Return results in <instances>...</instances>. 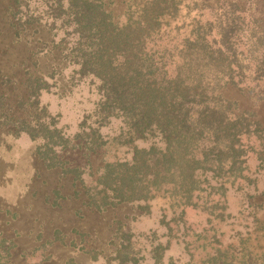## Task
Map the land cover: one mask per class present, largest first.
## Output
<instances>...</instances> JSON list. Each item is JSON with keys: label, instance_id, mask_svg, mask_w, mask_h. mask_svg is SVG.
<instances>
[{"label": "trees", "instance_id": "trees-1", "mask_svg": "<svg viewBox=\"0 0 264 264\" xmlns=\"http://www.w3.org/2000/svg\"><path fill=\"white\" fill-rule=\"evenodd\" d=\"M210 1L194 2L187 23L184 0H125L119 12L116 0H0V131L34 142L61 181L45 195L47 216L67 200L77 219L82 208L130 206L139 217L159 205L148 233L116 221L114 264H141L142 252L146 264H165L171 244L184 264H264V123L239 103L264 109V0ZM41 53L60 71H35ZM68 67L99 96L72 135L41 101ZM111 122L116 132L104 134ZM57 210L58 224L0 231V264H50L65 247L98 260L97 229L67 232Z\"/></svg>", "mask_w": 264, "mask_h": 264}, {"label": "rangeland", "instance_id": "rangeland-1", "mask_svg": "<svg viewBox=\"0 0 264 264\" xmlns=\"http://www.w3.org/2000/svg\"><path fill=\"white\" fill-rule=\"evenodd\" d=\"M194 2H197L196 4L203 2L207 3L208 6L212 5L210 0H184L180 11L182 21L185 20L184 22L188 23L189 18L197 12H193L194 9H190ZM120 3L124 6L125 0H116L115 6H113L115 12H119L122 9ZM256 8L260 10L259 7ZM207 11L205 8L203 9L204 18L208 17L209 13ZM252 12L256 13L257 9H252ZM184 15H189L188 19H185ZM46 36L47 32L43 30L40 38H47ZM17 48H21V46ZM38 60L39 65L35 71L40 74H46L51 66H56L59 71L62 68V66L57 65L54 56L46 57L41 53L38 55ZM70 71L71 67H68L58 74L55 73V77L51 81L54 85L49 93L42 95L41 101L52 115L58 116L59 127L63 128L67 134L72 135L78 130V125L83 117L93 111L94 104L99 99V96L94 85L88 80L82 82L71 81L69 78ZM239 100L242 108L256 111V114L264 123V109L261 110L252 100ZM117 126L118 122H111L109 126L102 129V132L113 135L117 130ZM35 147L36 144L26 137L13 138L5 131H0V231L3 233H12L14 227L19 228L23 233H28L27 230L29 228L36 230L37 225L42 220L44 221L45 218H48L47 220L53 219L55 224L56 222L58 224V217L54 216V212L59 208L54 212L49 211L52 214L47 216L48 213L44 211L46 210V204H43V201L48 192L57 186L59 187L62 183L58 180L55 173L43 168L41 163L35 158L33 153ZM67 157L70 160L80 162L76 155L70 154ZM68 185L65 182L63 191L66 195L69 194ZM34 197H39V199L32 200ZM62 203H64L65 207L57 210L58 216L63 217V221L59 222V224L65 223L64 229L67 232L73 227L78 228L81 232L88 231L89 228L91 230L97 229V232H93L92 235L97 240V247L102 249V254L98 260L94 261L75 248H56L52 251L53 257L50 264H65L66 260L70 258L74 259L75 264H114L107 258L112 254L111 250L113 247L109 245V242L112 239V229L116 227L117 220L121 222L125 230L134 234L148 233L158 227L159 205L153 207L150 216L139 217L134 215L130 206H122L100 216L90 215L86 208H82L83 211L79 215H85V218L77 219V216L73 214V210L79 207L78 204L68 200L62 201ZM7 210H10L8 214H6ZM14 211L16 214L12 213ZM36 217H39L40 221L33 223ZM47 228L51 227L47 226ZM161 232L162 230L159 231V233ZM23 243L28 246L26 240ZM141 255L146 258L143 262L141 261V264H146L149 261L148 258L143 252ZM169 258H172L176 262L175 264L186 263V258L181 255V247L174 244H171L165 252L163 257L165 264H168Z\"/></svg>", "mask_w": 264, "mask_h": 264}]
</instances>
